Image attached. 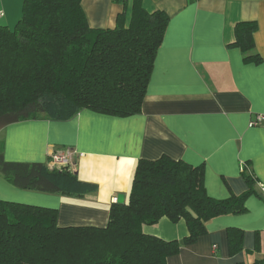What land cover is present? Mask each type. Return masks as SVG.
<instances>
[{"label": "crops", "instance_id": "1", "mask_svg": "<svg viewBox=\"0 0 264 264\" xmlns=\"http://www.w3.org/2000/svg\"><path fill=\"white\" fill-rule=\"evenodd\" d=\"M23 0H0V23L11 27ZM148 11L168 16L140 111L127 116L82 108L67 120L43 115L0 129V150L11 161L43 162L52 168L54 153L69 152L67 167L97 189L83 196L20 189L0 174V199L57 210V224L105 226L111 203L127 200L135 163L167 155L202 165L204 187L216 199L253 192L245 210L206 222V232L182 244L167 264H252L264 260V124L249 126L264 113V0H139ZM133 0H81L92 28L125 23ZM240 21H255L254 51L260 61L245 60L233 44ZM242 230L243 249L231 255L227 229ZM143 232L166 240L188 234L183 219L162 217Z\"/></svg>", "mask_w": 264, "mask_h": 264}, {"label": "trees", "instance_id": "2", "mask_svg": "<svg viewBox=\"0 0 264 264\" xmlns=\"http://www.w3.org/2000/svg\"><path fill=\"white\" fill-rule=\"evenodd\" d=\"M81 0H23L13 28L0 24V129L38 116L67 120L82 108L127 116L140 111L168 16L133 0L114 27L89 26ZM255 21H240L233 44L245 60L254 51ZM0 174L25 190L83 196L96 191L63 167L11 161L0 150ZM248 189L225 199L209 196L202 165L162 155L136 161L128 197L113 202L105 226L57 224V210L0 199V264H167L182 244L206 232V222L245 210ZM162 217L183 219L188 234L166 240L143 232ZM243 232L227 229L231 255L240 252ZM228 264H245L232 262ZM252 264H264L257 260Z\"/></svg>", "mask_w": 264, "mask_h": 264}, {"label": "built area", "instance_id": "3", "mask_svg": "<svg viewBox=\"0 0 264 264\" xmlns=\"http://www.w3.org/2000/svg\"><path fill=\"white\" fill-rule=\"evenodd\" d=\"M3 13L0 11V17H2ZM264 124V113H257L254 116H252L249 120V126H261ZM69 158V152L67 153H54L52 155V168L55 169H62L65 165L68 163ZM261 191L264 192V184L260 185ZM263 237H264V231H263Z\"/></svg>", "mask_w": 264, "mask_h": 264}, {"label": "water", "instance_id": "4", "mask_svg": "<svg viewBox=\"0 0 264 264\" xmlns=\"http://www.w3.org/2000/svg\"><path fill=\"white\" fill-rule=\"evenodd\" d=\"M123 200H124V197H123L122 194H119V195L117 196V198H116V202H123Z\"/></svg>", "mask_w": 264, "mask_h": 264}, {"label": "rangeland", "instance_id": "5", "mask_svg": "<svg viewBox=\"0 0 264 264\" xmlns=\"http://www.w3.org/2000/svg\"><path fill=\"white\" fill-rule=\"evenodd\" d=\"M21 12H22V11H21ZM20 16H21V13H20V15L16 18V20L14 21V23H12V25H11L10 28H13V27H14L15 23L17 22V20L19 19ZM0 24H3V23H0Z\"/></svg>", "mask_w": 264, "mask_h": 264}]
</instances>
